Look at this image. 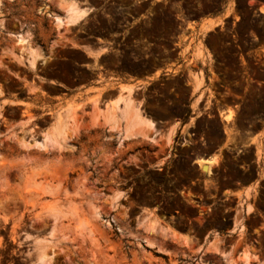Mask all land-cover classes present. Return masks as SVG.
Instances as JSON below:
<instances>
[{
	"label": "rangeland",
	"instance_id": "374dc122",
	"mask_svg": "<svg viewBox=\"0 0 264 264\" xmlns=\"http://www.w3.org/2000/svg\"><path fill=\"white\" fill-rule=\"evenodd\" d=\"M78 1L90 13L72 26H58L41 10L44 0L2 6L9 28L0 43L11 46L10 32L30 33L46 60L29 68L0 51L2 95L22 98L24 86L41 95L24 111L0 102V264H240L248 248L257 256L251 263L264 264V16L251 7L259 0H231L237 21L203 35L185 25L229 0ZM190 35L202 39L207 66L180 48ZM90 43L91 59L69 49ZM197 70L205 92L193 108ZM106 73L159 74L134 99L161 132L174 133L169 146L147 133L120 144L95 119L111 98L100 91L57 105L48 97L61 92L55 83H93ZM225 108L228 121L217 116ZM63 112L74 121L68 141L38 144ZM217 149L209 173L194 164ZM144 217L169 232L151 239ZM214 238L220 251L208 247Z\"/></svg>",
	"mask_w": 264,
	"mask_h": 264
},
{
	"label": "bare ground",
	"instance_id": "6f19581e",
	"mask_svg": "<svg viewBox=\"0 0 264 264\" xmlns=\"http://www.w3.org/2000/svg\"><path fill=\"white\" fill-rule=\"evenodd\" d=\"M5 1L11 3L16 0H0V32L6 29V27H8L7 25H5L6 18L2 11V6L4 5ZM47 3L54 4L55 6L54 7L55 9H53L54 11H51L50 8L47 7L48 6ZM41 10L42 11L44 10V13H46L47 15H51V17H53L52 19L55 20L58 26H63V24L65 26L76 25L90 13V8L84 6L78 0H44V7H42ZM13 25L15 26V24ZM24 33L22 34L18 33L17 35H15L14 33L10 32V35L12 37L15 36V39H13L10 36L11 38L4 37V40L10 41L11 46L14 49L16 48L18 50L17 51L18 53L15 50V52L17 53L15 55L18 61L25 63V65H27L29 68H34L38 61L41 60L44 62L46 58L41 56L39 52L40 50L33 45L31 41L30 33L27 34L25 33L26 35ZM191 79H192L193 90L199 91L201 87L204 85L203 75L200 72H196L191 75ZM120 98L121 97H119L118 100H120ZM199 99H201V97ZM123 100H124L122 101L123 107H121L122 110L120 111V109H118L120 113L119 112L118 114H116L117 112L112 113V110L110 111L109 109H107L105 110V112L103 111L104 113H107L106 115L102 113L103 115L100 117H98L99 114L97 115V118L95 116V119L96 120L98 119L97 123L99 122L103 127H105V129L108 132L117 134L119 139H121L120 144L125 140L138 138L147 133L148 135L150 134V139L154 140L156 143L158 141L159 142L163 141L164 145L169 146V144L173 141L174 133L173 132H168L166 134H161V132L159 133V129L157 128V126L155 127L156 123H154V121L148 118L147 116H144V114L142 113L141 103L139 101H136L129 97H126ZM64 115L59 114L56 117V122L52 126L50 133L43 135L42 143H38V144H41V146H44V144L57 145L60 143H66L68 141L69 136L71 135L73 129L72 123L74 121L71 120L72 117H68L69 114H67L68 117L67 119L66 116ZM229 117H230V113H227L225 115V118L228 119ZM214 159L207 160V159L197 158L195 162L199 166H201L202 169H204L207 173H209L212 167L214 166V163L215 164L217 163V161H215ZM36 167L39 168L38 166ZM71 212L73 213V211ZM139 222L142 223L146 228H148L147 235L151 239H154L157 236L156 233L157 229H160L161 231L167 233L169 232L167 226L162 225L163 223H161L157 219H154L153 217H144L140 219ZM80 223L77 225L80 226ZM182 240H186V237L185 238L183 237ZM208 247L213 248L216 251L218 250L220 251L221 240L219 238L211 239L208 243ZM255 259L257 260V256L255 255L252 249L248 248L242 250L239 253L240 264H252L251 261Z\"/></svg>",
	"mask_w": 264,
	"mask_h": 264
},
{
	"label": "crops",
	"instance_id": "0c3cea01",
	"mask_svg": "<svg viewBox=\"0 0 264 264\" xmlns=\"http://www.w3.org/2000/svg\"><path fill=\"white\" fill-rule=\"evenodd\" d=\"M232 1L229 0L226 3V5L223 7L221 12L219 13L215 12V13H210L208 15L201 16L198 19L194 20V22L192 23V26L188 27L187 25H185V29H188L187 31L190 34H193V33L197 34L201 32V34L203 35V34H209L210 32L213 33V32L220 31L222 29V25H224L228 21L230 22L231 25H233L237 21V16L235 15V8H234V4ZM251 7H252L253 12L256 13V15L264 16V1L259 0L254 6H251ZM190 38H191V35L188 37L186 42H184L180 48L190 47L188 52H186L185 54L192 55L193 58L196 59L199 63H205V65L207 66V62H203V59L205 58L207 60L208 55H206L205 51L197 43L198 40H202V39H200V37L197 36L196 39L191 41ZM87 48H89L90 50H96L97 46L93 43L92 44L90 43V44H81L78 46L69 47V49L77 51L80 54H82V56L85 59H91L92 55L87 53ZM11 50L13 51L14 54L18 53L17 52L18 50L16 48L14 49L13 47L8 46L6 42L0 43V51L2 53L8 52ZM15 50L17 53L15 52ZM212 62H213V58H212ZM23 64L25 65V63ZM197 71L201 72V70H197ZM158 76L159 74L157 75L156 73H154L148 76L125 77V76L117 75V76L112 77V76H109V73H106L103 81L96 79L93 83H85V84H81L77 86H67V85H62L60 83H55V85L61 90V92L55 95L50 94L48 97L52 99L51 102L53 105H57V104H60L68 100L71 96L78 94V93L95 94L98 91H100L103 93L102 99L104 97H111L110 99H105L103 102V105L107 103L108 109L110 111L112 110V113L117 112L116 114H118V112L120 113V111L122 110L121 107H123L122 106L123 105L122 101H124L123 99H125L126 97L134 99V96L136 95L138 87L149 85L152 81L156 80ZM203 78H204V75H203ZM111 84H113V86H110ZM204 85H205V82H204ZM204 85L201 87L199 91H195L196 96L194 97L193 102H192L193 108H196L199 102L203 98V95L205 92ZM24 89H25L26 95L22 98H17L12 95H8V96L2 95V92L0 90V102L4 104L5 106H8V105L17 106L21 111L30 109L32 106H35L36 97L37 96L41 97V95L36 94V88H34L33 90H29L27 86H24ZM119 97H121L120 100H118ZM200 97L201 99H199ZM1 108H2V105H0V109ZM118 109H120V111ZM219 112L222 113L224 120L228 121V119L225 118V115L229 113L230 110L225 108V109L218 111L217 113L218 117L220 116ZM65 113L70 114L69 112H65ZM56 116H57V113L54 116L53 124L56 122ZM52 126L50 127V130ZM156 126L157 124H155V127ZM160 132L161 131L159 130V133ZM168 132H172V131L167 130L165 132H161V134H166ZM158 142L157 144H160L161 142L163 143V141H160L159 143ZM197 158L198 159L202 158V159H207V160H212L215 158L214 160L217 161L218 163L221 159L220 149L211 151L209 153H199L194 158V164L196 165H198L195 162ZM216 164L214 163V166ZM246 191H248L247 187H245L242 192L245 193ZM237 192H238L237 190H230L227 193V195L231 197H237V194H238Z\"/></svg>",
	"mask_w": 264,
	"mask_h": 264
}]
</instances>
